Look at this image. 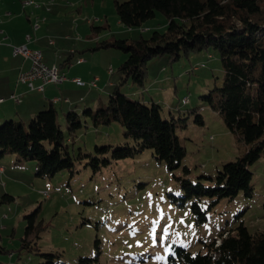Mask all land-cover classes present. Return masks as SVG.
I'll use <instances>...</instances> for the list:
<instances>
[{
  "label": "rangeland",
  "instance_id": "obj_1",
  "mask_svg": "<svg viewBox=\"0 0 264 264\" xmlns=\"http://www.w3.org/2000/svg\"><path fill=\"white\" fill-rule=\"evenodd\" d=\"M64 1L78 4L76 8L62 7L53 14L52 25L40 22L38 46L45 51L49 47L47 39L60 43L70 35L69 44L79 46L88 62L81 67L105 75L112 67L115 73L107 77L118 82V86L91 91L87 85L77 87L76 93L80 94L76 104L82 107L79 120L83 127L72 136L66 125L69 110L61 104L55 105L59 124L72 140H67V145L75 157L73 172L63 170L52 178H39L34 161L19 163L16 155L0 159L3 167L0 168V244L8 251L0 252V264L46 263L41 253L56 254L57 264H166L173 245L196 254L205 251L206 245L224 230L236 229L241 224L254 236L264 233V159L249 168L253 173L252 197L240 193L234 199L223 198L215 204V198L207 195L185 198L184 180L202 181L210 186L204 176L215 177L224 164L235 161L248 149L202 99L213 88L222 86L224 70L219 54L210 50L173 61L168 55L154 57L147 64L143 86L131 79L125 83L119 68L127 53L111 47L96 49L98 43L137 39L140 35L147 38L154 31L164 32L166 16L157 12L140 27L129 28L119 21L116 0ZM0 8H5L2 0ZM26 35L35 38L37 33L31 30ZM8 44L11 45L9 41ZM50 54V50L45 51L47 57ZM117 88L147 105H160L163 117L174 121L187 150L181 168L171 172L165 163L154 158L151 150L134 158L112 161L97 173L89 157L78 158L81 153L94 154L96 146L127 143L119 123L95 127L82 115L85 107L95 108L99 103L106 106ZM185 97L189 98L188 103L184 102ZM189 109L203 116V125L195 122L196 111L190 113ZM3 117L0 115L1 126L5 123ZM24 122L28 125L30 121ZM184 166L189 167V173L183 171ZM194 202L206 210L205 223L197 225L192 212ZM37 208L41 228L32 247L36 242L38 252L22 246L27 226L25 215Z\"/></svg>",
  "mask_w": 264,
  "mask_h": 264
},
{
  "label": "trees",
  "instance_id": "obj_2",
  "mask_svg": "<svg viewBox=\"0 0 264 264\" xmlns=\"http://www.w3.org/2000/svg\"><path fill=\"white\" fill-rule=\"evenodd\" d=\"M115 8L120 23L129 28L140 27L157 12L168 20L166 31H154L147 38L140 35L137 39L98 43L96 49L111 47L127 53L119 68L125 83L131 79L143 86L147 64L154 57L168 55L173 61L210 50L219 54L224 70L222 86L213 88L202 99L248 149L243 156L224 164L215 177L204 176L210 186L202 181L184 180L185 198L207 195L215 198V204L223 198L234 199L240 193L252 197L253 173L249 168L264 159V0H116ZM79 115L75 109L66 114L70 136L83 127ZM82 115L95 127L119 123L127 139L123 146H96L94 154L78 156L90 158L94 173L112 161L134 158L145 150H151L157 161L174 172L181 168L187 155L178 126L172 119L163 117L162 107L129 97L121 88L109 97L106 106L99 103L95 108L85 107ZM58 120L59 113L51 105L34 115L28 125L14 121L0 124V159L16 155L19 163L34 161L39 178H52L63 170L73 172L75 157L67 145L71 138ZM195 122L204 124L203 116L197 111ZM183 171L189 173L190 169L184 166ZM192 212L197 225L207 221L206 210L198 202L193 203ZM39 216V208L25 215L27 226L22 243L24 248H35L36 252L37 243L34 248L32 243L39 238ZM6 251L0 244V252ZM41 255L47 259L42 264H57L56 254ZM166 264H264V233L254 236L241 224L236 229L224 230L206 245L205 251L196 254L173 245Z\"/></svg>",
  "mask_w": 264,
  "mask_h": 264
},
{
  "label": "crops",
  "instance_id": "obj_3",
  "mask_svg": "<svg viewBox=\"0 0 264 264\" xmlns=\"http://www.w3.org/2000/svg\"><path fill=\"white\" fill-rule=\"evenodd\" d=\"M22 1L2 0L5 3V8L4 10L0 8V98L6 99L0 105V115L4 116L3 121L10 120L25 123L24 121H30L38 110L46 108V106L50 107L51 105L55 106L58 104H61V107H66L69 111L75 109L81 113L82 107L76 104L78 94L80 93H76V90L79 89L77 87L82 86H78L73 82V78L90 81L98 77L100 80L97 83V87L91 88L90 91L95 89L111 90L110 88H115L117 83L111 77L110 79L107 77L108 75H114V69L112 74L108 71V74L105 75V73H101L102 71L99 73L95 71L90 72L88 69L81 67L84 62H88L84 59V55H81L79 46L75 47V45L71 46L69 44L71 41L70 35H66L65 38L60 40V43H55L52 39L48 41L47 39L49 47H46L47 49L44 50L46 52L50 50L51 54L48 57L45 55V51L38 46L41 38L38 33L41 27L38 31L33 29V23L36 19L40 17L42 19L45 18L43 24L47 23V26L52 25L54 23L53 14L57 13L62 7L76 8L77 2L71 1V3L66 4L64 0H34L39 4L38 7L28 6L23 8ZM31 30L37 33V36L28 45L31 48L42 50L45 62L50 66L59 67L60 71L69 78L61 84H47L45 90L42 92L30 91L27 86L18 83L19 74L30 67V62L21 56H13L12 54L11 45L18 46L25 44L26 34H30ZM43 33H47V31ZM4 38L6 39L4 40ZM8 41L11 45L8 44ZM51 41L53 43H50ZM80 59L83 61L78 62ZM39 83V81L36 82V84ZM14 93L22 94L23 99L21 103L16 104L10 99V96ZM54 98H60V100L53 102ZM81 99L85 100L83 97ZM90 102L88 103L90 104ZM23 106L25 107L22 110ZM0 168L3 169V167Z\"/></svg>",
  "mask_w": 264,
  "mask_h": 264
},
{
  "label": "built area",
  "instance_id": "obj_4",
  "mask_svg": "<svg viewBox=\"0 0 264 264\" xmlns=\"http://www.w3.org/2000/svg\"><path fill=\"white\" fill-rule=\"evenodd\" d=\"M28 6H36L38 7L39 4L33 0H23L22 7L26 8ZM43 19H36L33 23V29L38 31L40 29V22L44 21ZM31 35H26V43L22 45H14L12 46V54L13 56H21L24 59L30 62V67L19 74L18 76V83L27 86L30 91H39L42 92L45 90V86L47 84H61L64 81L68 80L69 78L60 71L59 67L57 66H50L44 60V54L40 49L31 48L28 43L32 41ZM83 60L80 59L78 62H82ZM109 73H113V68L109 69ZM100 79L95 77L93 80L86 82L81 78H73L72 81L75 82L78 86H89L90 88L97 87V83ZM39 81V84L36 82ZM10 99L18 104L22 102V94L14 93L10 96ZM5 98H0V105L5 102ZM60 98H54L53 102H58ZM184 102L188 103L189 98L185 97ZM3 170V169H2ZM44 195L48 198L49 194L44 193Z\"/></svg>",
  "mask_w": 264,
  "mask_h": 264
},
{
  "label": "bare ground",
  "instance_id": "obj_5",
  "mask_svg": "<svg viewBox=\"0 0 264 264\" xmlns=\"http://www.w3.org/2000/svg\"><path fill=\"white\" fill-rule=\"evenodd\" d=\"M218 244H220V240L219 239L216 240V245H218Z\"/></svg>",
  "mask_w": 264,
  "mask_h": 264
},
{
  "label": "snow or ice",
  "instance_id": "obj_6",
  "mask_svg": "<svg viewBox=\"0 0 264 264\" xmlns=\"http://www.w3.org/2000/svg\"><path fill=\"white\" fill-rule=\"evenodd\" d=\"M165 231H167V229H165Z\"/></svg>",
  "mask_w": 264,
  "mask_h": 264
}]
</instances>
